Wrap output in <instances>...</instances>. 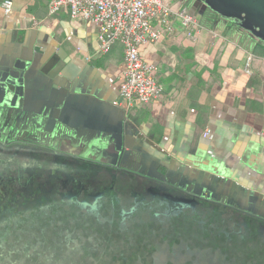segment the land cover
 Instances as JSON below:
<instances>
[{
  "label": "crops",
  "instance_id": "0c3cea01",
  "mask_svg": "<svg viewBox=\"0 0 264 264\" xmlns=\"http://www.w3.org/2000/svg\"><path fill=\"white\" fill-rule=\"evenodd\" d=\"M3 1L0 118L19 108L17 128L31 118L57 143L68 133L61 144H75L80 157L73 171L89 180L102 166L109 178L129 168L166 182L175 200L220 201L264 219V42L205 0H169L201 28L194 39L179 21L173 30L154 22L163 35L140 54L163 91L126 110L121 43L101 52L97 26L69 7L50 14V0H12L8 14ZM248 53L256 55L250 73ZM79 175L71 176L82 183Z\"/></svg>",
  "mask_w": 264,
  "mask_h": 264
},
{
  "label": "trees",
  "instance_id": "16d2710c",
  "mask_svg": "<svg viewBox=\"0 0 264 264\" xmlns=\"http://www.w3.org/2000/svg\"><path fill=\"white\" fill-rule=\"evenodd\" d=\"M259 39L264 42V40H262L261 38ZM19 112V108H15L12 111L10 117L4 118L3 115L0 118V146L4 150L15 148L14 150H12L13 152H10L7 155H0V223H4L8 226L7 229L4 227L0 228V256H11L12 263L16 261L17 263L19 262V264H22L25 254L17 257L14 256V253L11 250L15 249L14 244H16V241H14V239L11 240L10 238L13 235H26V233L28 232L30 237L35 234L36 236L34 238L37 241L32 244L31 248H33V250H30L32 252H42V249L37 248V243H39V241H43L47 238L52 237L50 236V234H52V231L48 232L45 229V232L41 234V232L38 231L40 229L36 228L38 226L39 220H48L49 223L54 222L56 220L54 216H58L57 218L59 219V217L67 214L65 213V211H63V204L65 202L67 203L68 201L70 203L71 201V203H73L72 206H81L87 211V213L79 214L80 218H78V223H81L80 225L75 223L66 232L58 230L63 240L62 241L59 239L60 242L58 240L59 245H62L66 248H70L69 245L71 247H74L76 245V248L80 249L83 242L87 240V238H84L86 234L85 236L81 237L80 232L85 231L86 229L85 227L81 226L88 225V228L91 230V233L89 235H98L97 240L102 244L101 252H105V247H108L109 249L112 246V243L116 242L117 249L115 248L113 250L114 255H102L107 258V260H105V263L103 262V264H158L153 260L152 257L153 244L151 243V245H149L148 243H146V239L143 236H137L138 234L133 236L130 235L129 230L127 229L130 227L133 228V222L134 219H136V216L134 214L126 215V217L122 216L121 219H119L117 225L111 218V216L115 215L113 213L115 206L114 204L110 203L109 208H111V210H108L107 214L102 215L98 211L101 208L102 203H99L94 209H92L91 207L87 208L84 202H79L78 197L70 196L68 194V188L69 190L74 188V193H77L79 192V186H81L80 183L75 184V182H73L71 176L73 168L69 165L71 163L63 165L59 162L60 157L62 155H66L68 159L72 161V163L74 162V165H72L75 166L76 158H80L78 156L79 153L76 154V152L72 149L73 146H76L75 144L70 141L68 142L69 144H66L64 146H62L61 144L62 139H70L71 136L68 133L65 134V136H67L66 138L60 136V140L59 138H57L59 140L57 143V141H55L56 137L53 134L45 135L43 133H40L41 130L38 129L36 121L32 120L31 118H27L24 123L21 124L19 128H17L16 125L17 123H19ZM61 146L63 148L62 150H60ZM24 149L27 151L25 153H29V155L27 154L26 157L22 155ZM43 154L47 155L49 157V160L46 159L44 163H40L39 160L33 162L32 159L34 158V156L42 157L41 155ZM32 164H35L34 168H30ZM103 167L105 166H102L100 168ZM30 169H35V171H31ZM126 170L130 172L133 171V169L129 168H126ZM106 172H108L106 174H109V171ZM68 176L70 177L69 180L67 179ZM27 183L31 188V195H24L21 198L19 190L23 189V185ZM87 189L88 188H84V190ZM21 199L22 203L26 199H28L29 208H25L22 203L20 204L19 201ZM55 208L59 210H56ZM179 209H182L184 211L185 209H188L189 212L193 211L194 213L199 210L201 213L206 212V215L209 210H214L221 216V220L216 219L213 214H211L213 216L212 220L209 219L208 216L204 217L205 220H201L202 218L198 217H202V215L204 214L203 213L198 217L196 215L193 216L192 219L188 220V223L192 220L193 226H198L200 233H203L204 235L206 232H216L217 237H219V239H221L222 241L224 239L225 241H227L234 238L237 240V238H241L243 232L248 233L247 235L249 237H257L259 240H262V238H264L263 218L257 216L250 217V215L246 214L245 212L236 210L233 207H225V205L221 202H198L185 204ZM232 215L236 216L234 218V221L230 220L229 216ZM25 216L28 217L29 220H26V218H24ZM84 216H91V222H89L88 218H83ZM176 216H178V213L176 214ZM69 217L73 218L75 217V215ZM248 218H250V220H248ZM254 219L256 220L255 222L257 223V226L259 225V227H257L253 231V226L250 223L251 220ZM68 221L74 222L73 220ZM19 223H21V225L23 226L22 228L17 227ZM205 223H207V225H205ZM110 225L113 228L115 225L116 228L112 229L109 227L108 229H106V226ZM239 226H241V229L238 228ZM201 227L204 231L200 229ZM206 227L209 229V231L206 230ZM35 228L36 231L33 232ZM101 228H103V230ZM115 230H117V233H115ZM152 233L155 240L160 239L164 243L166 242L167 245H169V252H184L183 250H174L176 249V247L174 246V242L175 239L177 241L176 236L179 232L170 230L169 234L160 235L158 234L157 230H154ZM172 233H174L176 236H172ZM116 234H119V236H116ZM145 234L147 238L150 233ZM195 237L202 236L201 234H196ZM194 239L200 241V244L197 248L199 251L198 254L200 255L201 248L204 249L203 245H207L206 239ZM191 240L192 238L189 240L190 244ZM41 254L45 256V254ZM51 254L54 253L51 252ZM39 255L37 253L33 255V257L36 258L31 259L32 263L38 259ZM98 261L99 257L94 256L87 261V264H98ZM51 263L55 264L54 261H51ZM165 263L168 264V262H166V260L164 259L162 264ZM169 264H172L170 260Z\"/></svg>",
  "mask_w": 264,
  "mask_h": 264
},
{
  "label": "rangeland",
  "instance_id": "374dc122",
  "mask_svg": "<svg viewBox=\"0 0 264 264\" xmlns=\"http://www.w3.org/2000/svg\"><path fill=\"white\" fill-rule=\"evenodd\" d=\"M0 155H7L10 152H13L15 148L12 149H3L0 146ZM25 149L23 150L22 155L26 157V155L29 153ZM42 157L34 156L32 159L33 162H36V160H39L40 163H44L46 159L49 157L45 154L41 155ZM22 157V156H21ZM29 158V157H28ZM62 160H69L68 157H62ZM49 160V159H48ZM78 163V161L76 162ZM35 165V164H34ZM34 165L30 168H34ZM75 169H78V167L74 168L73 174H80L81 181L84 184H87V186H90L89 190L83 194V197H80V200H83L86 198L87 194H97L98 190H105L108 186V183L103 181L105 179H109L110 183L113 185V195H106V198L100 200L99 203H102L101 208L98 210L102 215L108 213V207L110 206V203L112 204L113 197L116 198L117 202H113L114 206V216H111V218L114 220V223L118 225L119 219L123 216V210L125 213L128 211L131 212V210H135L134 215L136 216V219H134L133 222V228H127L129 230L130 235H137V236H143L146 239V243L151 245L153 244V260L157 262L158 264H162L164 259L169 264V260L172 264H264V238L262 240H259L257 237H249L246 232H243L241 238H237V240L230 239L225 241V239L222 241L217 237L216 232H206L205 235L203 233H200L199 227L193 226L192 220L188 223L189 219H192L193 216L198 218L204 219V217H207L209 219H213V216L216 219L221 220V216L216 213L214 210H209L207 212L201 213L199 210L196 211V213L189 212L188 209L185 211L182 209L174 210L169 212V208L172 209V206L169 203V201L165 200L161 196L158 195H151L149 193V187L153 186V181H150L148 179L141 178L139 176H136L134 174L128 173L123 171L122 173L117 172L116 175L111 178L107 177V175L104 173V171L96 172L92 178V183H90L89 178L84 175L81 172H75ZM31 171H35V169H30ZM71 173V175H72ZM83 174V175H82ZM26 179V176H25ZM79 180V179H77ZM100 181H102L100 183ZM100 183V188L99 187ZM156 188L159 192L168 194L169 195V186L160 185V186H153ZM69 190V188H68ZM21 198L26 195H31V188L29 187L28 183L23 185V189L19 190ZM109 193V192H108ZM33 194V193H32ZM176 194V193H173ZM143 198L144 202L137 203V197ZM136 197V198H134ZM68 199V198H67ZM25 200V199H24ZM91 201V200H90ZM120 201V202H119ZM20 204L22 203V199L19 201ZM93 202V201H92ZM122 202V203H121ZM25 208H29L28 205V199H26L22 203ZM73 203H69V201L63 204V211H65L64 216L57 218L58 216H54L56 219L54 222H48V220L40 219L37 229L39 228L41 234L45 232V229L48 232L52 231V234H50V238H47L46 240L39 241L37 243V248L42 249V252H32L30 249L33 250L32 244L37 242L34 238L36 235L33 234L31 237L29 236V232L24 234H20L18 236H13L10 238L11 240L14 239L16 241L15 249H12L11 251L14 253V256H21L22 254H25V256L34 254H46V255H53L51 252H54V254H58V252L66 253L67 251H73L77 253V256L72 258L71 262H68L66 264H87V261L94 256L99 257L98 264L105 263V260L107 258L105 256H102L104 254L106 255H114V249L116 248V242L112 243V246L108 249V247H105V252H101L102 244L98 242L97 237L98 235L90 236L91 230L88 228V225H82L81 227H85V231L80 232L81 237L86 236L84 238H87L85 242H83L81 248L78 250L76 249V245L74 247L66 248L62 245L58 244V240H62V237L59 233V231L66 232L68 231L75 223H78V218L80 213L86 214L87 211L83 209L81 206L73 205ZM169 207V208H168ZM133 208V209H131ZM56 210H59L55 208ZM127 211V212H126ZM183 211V212H181ZM180 212V213H179ZM70 213V214H69ZM178 213V216L176 214ZM155 214V215H154ZM75 217H69L74 216ZM171 215V216H169ZM109 216V215H107ZM47 217V216H46ZM45 217V218H46ZM196 217V218H197ZM230 220L234 221L235 215L229 216ZM252 217V216H250ZM26 220H29L28 217H24ZM43 218V217H42ZM83 218H88L89 222H91V216H84ZM207 218V219H208ZM68 220H73L68 221ZM205 220V219H204ZM250 220V218H248ZM256 220H251V225L253 226L252 230L259 227L257 226ZM170 223V224H169ZM207 225V223H205ZM78 226V225H76ZM8 228V226L4 223H0V228ZM18 228H22L23 226L21 223L17 225ZM115 229L116 226L114 225V228L110 226H106V229L108 228ZM196 227V228H195ZM36 228L33 230V232L36 231ZM241 229V226L238 227ZM103 230V228H101ZM200 229L203 230L201 227ZM44 230V231H42ZM59 230V231H58ZM157 230L158 234H169V231H176L177 236L172 233V236H176L177 241L175 239L174 246L176 247L177 251L183 250L184 252H169V245L167 243L163 242L162 240L158 239L155 240L153 238V231ZM206 230L209 231V229L206 227ZM204 231V230H203ZM114 232V231H113ZM97 233V232H94ZM115 233H117V230H115ZM149 234L146 238V234ZM241 233V232H240ZM196 234H201L202 237H195ZM116 236H119V234H116ZM134 236V237H137ZM206 236V237H205ZM169 237V236H168ZM34 238V239H32ZM191 240V244L189 243V240ZM194 238H204L206 239L207 245H203V248L200 250V255L198 254V245L200 244L199 240H195ZM59 240V242H60ZM80 240V239H79ZM63 241V240H62ZM11 243V242H10ZM64 243V242H63ZM80 243V242H79ZM76 244V243H75ZM54 246V247H52ZM54 248V249H53ZM117 249V248H116ZM36 251V250H34ZM197 251V252H196ZM22 252V253H21ZM36 256V255H35ZM57 256V255H56ZM36 258V257H32ZM43 263V262H41ZM39 264V263H37ZM93 264V263H91ZM166 264V263H165Z\"/></svg>",
  "mask_w": 264,
  "mask_h": 264
},
{
  "label": "built area",
  "instance_id": "2783aa9c",
  "mask_svg": "<svg viewBox=\"0 0 264 264\" xmlns=\"http://www.w3.org/2000/svg\"><path fill=\"white\" fill-rule=\"evenodd\" d=\"M49 13L56 14L69 7L73 18L92 22L98 28L100 51L108 52L116 43L124 50V70L119 78L120 103L126 110L160 97L163 89L158 82L157 67L144 60L141 47L158 41L162 31L154 22L173 30L179 21L190 38L201 28L199 20L187 9H173L169 0H50ZM6 14L13 8L12 0H4ZM256 55L248 53L245 71L251 72Z\"/></svg>",
  "mask_w": 264,
  "mask_h": 264
},
{
  "label": "flooded vegetation",
  "instance_id": "af4514ba",
  "mask_svg": "<svg viewBox=\"0 0 264 264\" xmlns=\"http://www.w3.org/2000/svg\"><path fill=\"white\" fill-rule=\"evenodd\" d=\"M59 162L61 164H63V165H66V164L71 163V164H69L71 167H72V164L74 163V162L72 163L71 160H65V159L64 160L60 159ZM75 165H76V163H75ZM101 169H102V171H104L105 168H101ZM113 176L114 175H112V177ZM92 178L90 179V183H92ZM67 179L69 180L70 177L68 176ZM72 179H73V182H75V184L76 183H80V181L78 182L74 178H72ZM106 180L110 181L109 179H105V181ZM69 182H71V181H69ZM108 183H110V182H108ZM80 185L81 186H79V192L74 193V188H72V189L68 190V192H69L68 194L70 196L78 197L79 198V202H82V203L84 202L87 208L88 207H91L92 209H94V208L97 207V205L99 204L100 200L103 199V197L106 198V195H113V193H112V191L114 190L113 189V185L112 184H108V186L106 187L105 190H100V191H98L97 194H92V193L90 194L89 193V194H87V196H86L85 199L80 200V197H83V194L82 193L87 192L89 190V188H90V186H87V184H84L83 182L80 183ZM160 185H164V187L165 186H169L166 182H154L153 183V186H160ZM153 186H150L149 187V189H150L149 190V193H151L152 196L153 195H158V196H161L162 198H164V195L169 196L168 194H164V193H161V192L157 191V189L154 188ZM84 188H88V189L87 190H84ZM79 195H80V197H79ZM134 198H136V197H134ZM164 199L167 200V201H169V199H166V198H164ZM177 199H179V198H177ZM111 201H113L114 203L117 202L115 197H113V199ZM171 201L175 202L176 204H173L172 202L169 201L168 204H170L172 206V209L168 207L169 208V212L170 211H174L175 209L178 210L180 207H183V205H179L178 202H176L174 200H171ZM113 202H112V204H113ZM140 202H144V201H143V198H140V196H139V197H137V203H140ZM203 202L220 203V201H212V200L210 201V200H207V199H206V201H203ZM224 205H225V207L229 206L227 204H224ZM131 209H133V208H131ZM108 210H111V208L108 207ZM134 212H135V210H133V211L131 210V212L128 211L127 213H125V211L123 210L122 215L124 217H126V215L134 214ZM113 213H114V211H113ZM78 250H79V248H78ZM58 253H59V255L58 254H53V255H46L45 254V256H43L42 254H40L39 257H38V259L36 261H34L33 263L31 261V259H33L32 258L33 255H32V257L30 255H27V256H24L23 257L24 261H22V264H37V263H39V264H52L51 261H54L55 264H66L68 262H71L72 258L75 257V255L77 256V253L76 252H73V251H71L70 253L68 252L67 254L66 253L64 254L62 252H58ZM41 262H43V263H41ZM0 264H19V262L17 263L15 261V262L12 263L11 256H4V257L0 256Z\"/></svg>",
  "mask_w": 264,
  "mask_h": 264
},
{
  "label": "water",
  "instance_id": "95a60500",
  "mask_svg": "<svg viewBox=\"0 0 264 264\" xmlns=\"http://www.w3.org/2000/svg\"><path fill=\"white\" fill-rule=\"evenodd\" d=\"M208 5L221 15L237 20L239 25L264 40V0H205ZM164 198L185 205L182 199L167 195Z\"/></svg>",
  "mask_w": 264,
  "mask_h": 264
}]
</instances>
